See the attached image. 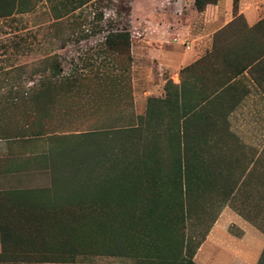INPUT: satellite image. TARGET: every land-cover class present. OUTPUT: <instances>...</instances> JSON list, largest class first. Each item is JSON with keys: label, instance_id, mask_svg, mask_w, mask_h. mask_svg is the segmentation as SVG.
I'll use <instances>...</instances> for the list:
<instances>
[{"label": "crops", "instance_id": "crops-1", "mask_svg": "<svg viewBox=\"0 0 264 264\" xmlns=\"http://www.w3.org/2000/svg\"><path fill=\"white\" fill-rule=\"evenodd\" d=\"M175 4L174 12L178 11L180 17L174 22V33H165L169 40L153 41L145 36L144 44L131 42L134 115L138 120L143 119L150 100L164 99L166 83L180 82L179 137L175 133L177 128L174 132L180 138L183 164L180 171L187 175L190 193L209 191L212 194L201 196L200 204L197 199L200 196L196 195L195 205L203 208L204 199L208 198V206L217 208L192 255V262L259 264L264 254L261 226L264 216V62L239 73L224 85L219 83L240 67L243 60L258 52L262 40L257 35L243 40L233 35L231 38L237 36L240 44L247 47L243 56L237 51L236 64L225 62L226 72L208 73L206 81L184 74L182 77L184 68L212 51L214 35L233 21L234 16L232 0H218L216 5H207L202 12L195 9L194 0H177ZM238 15L243 17L247 27H253L264 18V0H239ZM152 24L145 26L146 33L155 29ZM169 29L166 31L171 32ZM213 66L223 68L220 63ZM139 83L140 87L136 88ZM183 110L186 115L182 114ZM4 142L0 140V264H20L24 256L50 252L38 243L41 235L38 224L54 222L57 218L18 212L48 208L54 206L55 201L15 198L50 188L49 167L32 168L25 162L48 157V152L10 151L6 140ZM248 190L259 195L251 204L242 194ZM9 193L14 197L10 198ZM81 257L88 256H79L72 264H78L77 259L82 260Z\"/></svg>", "mask_w": 264, "mask_h": 264}, {"label": "rangeland", "instance_id": "rangeland-1", "mask_svg": "<svg viewBox=\"0 0 264 264\" xmlns=\"http://www.w3.org/2000/svg\"><path fill=\"white\" fill-rule=\"evenodd\" d=\"M176 1L22 0L21 13L0 19V140H6L10 151L47 152L50 146L47 138H76L77 134L84 133H89L87 138H94L97 142L104 141L103 138H129L125 139L129 148L138 150L143 146L142 138H147L148 143L158 148V153H155L157 158L167 161L174 157L180 158V146L176 140L179 135L172 136L168 130L170 115L166 107L150 101L151 108L155 107L153 120L149 124L134 115L135 72L130 51H114L105 45V37L109 32L123 29H127L130 34V47L131 42L144 44L145 36L153 41L169 40L168 35L174 33V22L180 17L178 11V15L174 12ZM148 24H152L155 29L146 33L145 26ZM168 27L171 32L166 31ZM165 33L168 35L165 36ZM55 63L60 65L61 73L49 80L50 84H58L63 78L71 79L73 83L77 81L78 84L68 89L51 85L50 92L54 94L55 103L46 107L40 103L36 107L38 114L45 111L50 113L47 119L29 118L34 106L22 105L12 113L6 110L5 98L10 91H37L34 84L52 75L50 67ZM149 65L153 67L152 63ZM139 87L140 83L136 88ZM166 88L165 95L171 92L170 87ZM131 126H138V129L122 137L114 134L117 128ZM32 132H41L43 135L34 136ZM71 155L64 159L71 158ZM55 161L32 158L25 162L37 168L60 162L59 159ZM144 170L139 166V172ZM164 170L169 171L170 167L165 166ZM121 187L114 184L111 195L102 196L101 203L113 207L114 211L112 215L107 212L103 214L100 222L104 224L91 232L98 233L100 244L105 247L110 246L112 235L115 237V246L117 234L130 229L129 238L122 235L125 238L121 239L130 246L127 254L115 247L111 251L103 248L104 253L81 257L82 260L77 259L78 264H162L154 258L153 248L146 244L141 224L135 227L134 233L131 227L128 229L131 220L138 222L145 218L149 200L144 198L141 201L139 193H133L128 190L129 187L122 192ZM242 194L249 204L259 196L252 190L243 191ZM196 195L200 196L197 198L200 204L201 196L212 194L209 191L187 192L183 203L185 216L180 218L178 233L181 261L194 253L217 209L208 206V198L204 199L203 208L195 205ZM262 219L261 226L264 228V216ZM108 221L113 222L110 224ZM112 251L115 254H106ZM259 264H264V254Z\"/></svg>", "mask_w": 264, "mask_h": 264}, {"label": "trees", "instance_id": "trees-1", "mask_svg": "<svg viewBox=\"0 0 264 264\" xmlns=\"http://www.w3.org/2000/svg\"><path fill=\"white\" fill-rule=\"evenodd\" d=\"M21 1L0 0V19L21 13ZM217 1L194 0V7L198 12H202L207 5H216ZM238 3L239 0H232L234 19L214 35L212 51L194 64L184 68L181 71L182 77L184 74L185 77L189 75L206 81L208 73L226 72L223 64H226L225 62L227 64L233 63L237 51L243 56V51L247 48L246 45L240 44L238 35L242 40L248 36L255 37L257 35L262 40V43H259V51L253 53L250 59L243 60L240 67L236 68L226 79L221 80L219 84L224 85L227 80L234 78L239 73L249 70L257 63L264 62V18L253 27H247L243 17L238 15ZM233 35L237 36L231 38ZM219 38H221L220 43L217 44ZM105 45L114 51L123 49L129 52L130 34L128 30L109 32L105 37ZM216 63L222 64L223 68L214 69L213 65ZM50 69L52 75L34 84L37 91L33 89L30 92L10 91L5 98L6 110L12 113L22 105L34 106L33 113L29 115V118L32 120L47 119L50 113L45 111L43 114H38L36 107L40 103L45 104V107L55 103L54 94L50 92L51 85L68 89L76 87L75 85L78 84L77 81L73 83L70 82L71 79L67 78L61 79L58 84H50L48 81L55 79L61 73L60 65L57 63L53 64ZM171 83L167 82L165 85V90H167L166 87H170L171 92H167L164 99H152L150 101L152 104L160 103L167 108L170 115L168 130L172 136H175L176 128L175 133L180 135V83L178 85ZM183 88L182 84L181 91ZM149 102L146 116L143 119L140 118L147 124L153 120V111L151 112ZM182 114L186 115V112L183 110ZM136 129L138 126L117 128L114 130V134L122 137ZM87 134L84 133L83 136L81 134L74 135L76 138H47V142L50 144L47 151L48 157L42 159L44 161L52 159L53 162L54 159L60 160L56 165L54 163L51 166L44 164L50 169V188L33 192L31 195L15 197L54 200V206L18 213L51 215L57 218L54 222L38 224L41 234L38 243L42 245L40 247L48 248L47 250L50 252L24 256L23 260L20 258L23 261L20 264H72L79 256H99L98 253L102 252L103 248L111 251L115 247V249H120L121 253L123 250L127 254V249L130 246L126 241H121L125 238L122 235L129 238V228L131 227V231L134 233L133 230L139 224L144 231L142 233L146 244L151 246L155 252V259L162 264H180L178 233L180 218L185 216L183 203L187 192H189L187 190V175L180 171L183 165L182 159L174 157L167 161V159L157 158L155 153H158V148L156 145L148 143L147 138H142L143 146L138 150L137 148H129V144L125 141L129 138H103L104 141L97 142L94 138H87L89 137ZM32 135L42 136L43 134L32 132ZM176 140H178L177 145L180 146V138H176ZM70 153L73 154L71 158L64 159ZM164 164L170 167L169 171L164 170ZM139 166L145 170L139 172ZM114 184L122 186V192L129 187L128 190L139 193L140 200L143 201L144 198L149 200L150 206L144 219H140L138 222L131 220L128 225L129 230L117 234L119 236H116L115 246L113 244L115 237L112 235V241L109 242L110 246L104 247L100 244L101 238L98 233L91 231H96L99 226L104 224V222H100L103 214L106 212L110 215L113 214L114 208L101 203L100 199L102 196L111 195ZM7 195L10 198L14 197L12 193ZM137 201L138 198L135 199V202ZM112 222L108 221L110 224ZM112 253L114 251L111 254H106L113 255ZM116 253L120 252L116 251ZM192 255L188 259L186 258L187 260H182L181 264H193Z\"/></svg>", "mask_w": 264, "mask_h": 264}]
</instances>
